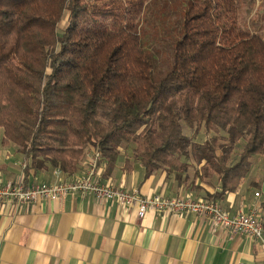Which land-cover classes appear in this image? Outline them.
<instances>
[{
  "label": "trees",
  "instance_id": "trees-1",
  "mask_svg": "<svg viewBox=\"0 0 264 264\" xmlns=\"http://www.w3.org/2000/svg\"><path fill=\"white\" fill-rule=\"evenodd\" d=\"M150 2L0 0L3 141L67 175L89 147L105 174L130 148L147 175H219L215 200L264 158V39L238 27L237 0H191L155 81L140 31Z\"/></svg>",
  "mask_w": 264,
  "mask_h": 264
},
{
  "label": "crops",
  "instance_id": "crops-1",
  "mask_svg": "<svg viewBox=\"0 0 264 264\" xmlns=\"http://www.w3.org/2000/svg\"><path fill=\"white\" fill-rule=\"evenodd\" d=\"M3 137L0 130V184L69 180L84 174L95 154L89 147L73 174L36 170L27 166L19 147L4 142ZM106 164L103 158L97 162L102 182L143 195L209 199L222 190L219 175L202 179L191 170L178 178L163 169L147 175L130 148H121L108 174ZM263 195L264 175H257L252 164L238 187L215 196V201L231 216L259 205L264 225ZM0 264H264V246L245 234L215 230L206 215L151 208L141 218L136 205L69 193L60 198L39 197L23 205L0 202Z\"/></svg>",
  "mask_w": 264,
  "mask_h": 264
},
{
  "label": "built area",
  "instance_id": "built-area-1",
  "mask_svg": "<svg viewBox=\"0 0 264 264\" xmlns=\"http://www.w3.org/2000/svg\"><path fill=\"white\" fill-rule=\"evenodd\" d=\"M100 158H102L101 153L95 150L87 171L69 180L57 183H34L32 185L15 181L0 184V202L13 200L18 205H23L39 197L50 199L60 198L69 193L91 194L97 199L117 200L123 205H136L141 218L151 208L157 212H194L206 215L213 220L215 230L224 228L233 234H245L258 239L264 246V225L259 205L248 212L231 216L223 210L218 202L208 198L171 197L160 193L143 195L138 190L128 191L100 180L97 173V162ZM255 194L256 196L261 195L259 191Z\"/></svg>",
  "mask_w": 264,
  "mask_h": 264
},
{
  "label": "rangeland",
  "instance_id": "rangeland-1",
  "mask_svg": "<svg viewBox=\"0 0 264 264\" xmlns=\"http://www.w3.org/2000/svg\"><path fill=\"white\" fill-rule=\"evenodd\" d=\"M191 0H151L146 18L140 31L141 39L152 61V79L158 81L172 70L174 64L173 40L177 36V25L183 20ZM237 24L241 30L256 33L264 39V0H237ZM185 126V125H184ZM186 134L191 130L185 126ZM205 137L202 130L197 135L201 141ZM242 144L234 151L238 158ZM254 157L253 167L257 175H264V158ZM261 171V172H260Z\"/></svg>",
  "mask_w": 264,
  "mask_h": 264
}]
</instances>
